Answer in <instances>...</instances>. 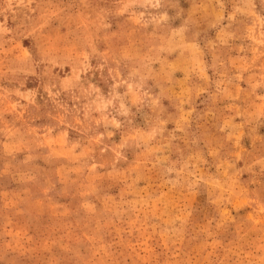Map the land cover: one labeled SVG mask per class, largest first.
<instances>
[{"label": "rangeland", "instance_id": "rangeland-1", "mask_svg": "<svg viewBox=\"0 0 264 264\" xmlns=\"http://www.w3.org/2000/svg\"><path fill=\"white\" fill-rule=\"evenodd\" d=\"M0 264H264V0H0Z\"/></svg>", "mask_w": 264, "mask_h": 264}]
</instances>
